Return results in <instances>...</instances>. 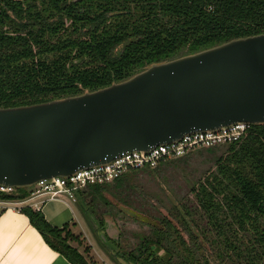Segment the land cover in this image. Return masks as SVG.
<instances>
[{"label":"trees","instance_id":"1","mask_svg":"<svg viewBox=\"0 0 264 264\" xmlns=\"http://www.w3.org/2000/svg\"><path fill=\"white\" fill-rule=\"evenodd\" d=\"M261 31L264 0H0V106L92 90L151 62ZM247 129L190 187L195 204L180 203L188 238L164 216H154L149 235L127 250L126 259L209 264L203 253L207 240L222 264H264V123ZM116 178L115 187L126 182ZM100 184L77 192L91 200L102 196ZM15 191L0 198L20 200L28 194L24 187ZM18 209L50 247L73 264H89L70 243L77 234L50 225L39 209ZM83 210L102 225V216L85 202ZM196 211L207 227L193 220Z\"/></svg>","mask_w":264,"mask_h":264},{"label":"water","instance_id":"2","mask_svg":"<svg viewBox=\"0 0 264 264\" xmlns=\"http://www.w3.org/2000/svg\"><path fill=\"white\" fill-rule=\"evenodd\" d=\"M235 122L264 123V31L151 62L92 90L0 106V185L29 192L40 179ZM86 213L114 248L111 221L99 225Z\"/></svg>","mask_w":264,"mask_h":264},{"label":"rangeland","instance_id":"3","mask_svg":"<svg viewBox=\"0 0 264 264\" xmlns=\"http://www.w3.org/2000/svg\"><path fill=\"white\" fill-rule=\"evenodd\" d=\"M227 144L191 148L181 156L160 160L158 164L161 163V165L156 170L146 169L148 166L145 165L123 170L116 179L126 180L124 184H116L115 187V183L111 181L104 182L100 184L103 186L100 190L102 196L96 194L91 200L85 196L83 202L93 208L96 217L100 215L111 221L113 230H109L115 233L116 238L114 248H108L109 242L105 246L99 240L97 230L88 221H83L81 227L88 228L87 236L99 256L87 254V246H84L82 253L84 252L89 264H128L122 254L133 249L140 242L141 236L149 235L154 216H164L178 225L179 214L176 203L181 200L191 206L195 204L190 187L197 180H202L203 176L213 168L214 159L219 154H224ZM86 185V188L92 190L94 183ZM59 195L71 200L64 192ZM71 201L80 211L78 201ZM193 220L199 227L208 225L198 211L195 212ZM178 228L186 238L187 233L184 227L182 230ZM206 236H208L207 232ZM203 245V253L209 264H222L221 260L214 255L213 245L208 244L207 240L203 241Z\"/></svg>","mask_w":264,"mask_h":264},{"label":"crops","instance_id":"4","mask_svg":"<svg viewBox=\"0 0 264 264\" xmlns=\"http://www.w3.org/2000/svg\"><path fill=\"white\" fill-rule=\"evenodd\" d=\"M41 199L39 210L44 219L56 227L66 226L70 232L77 234V239L71 240V244L76 245L81 252L83 247L87 246V254L98 256L87 236L88 228L82 229L81 224L88 221L94 229L96 228L78 198L75 197L73 201H78L80 211L63 195L47 199H44V195H37L20 200L9 199L10 202L0 204V264H73L50 247L30 223L27 215L18 209L22 205L33 208L32 203Z\"/></svg>","mask_w":264,"mask_h":264},{"label":"built area","instance_id":"5","mask_svg":"<svg viewBox=\"0 0 264 264\" xmlns=\"http://www.w3.org/2000/svg\"><path fill=\"white\" fill-rule=\"evenodd\" d=\"M249 124L235 122L213 130H196L183 134L180 138L161 144H155L146 151H127L113 157L109 162L76 170L67 176H54L50 179H40L35 183L25 197L31 198L44 195V199L56 198L59 193H66L71 200L75 199V191L87 183H104L114 180L126 169L139 166L154 167L164 158L181 156L194 147H210L227 144L244 136ZM13 187L0 185L2 192H11ZM11 201V200H10ZM0 198V204L10 202ZM41 200L34 201L32 206L39 209Z\"/></svg>","mask_w":264,"mask_h":264},{"label":"flooded vegetation","instance_id":"6","mask_svg":"<svg viewBox=\"0 0 264 264\" xmlns=\"http://www.w3.org/2000/svg\"><path fill=\"white\" fill-rule=\"evenodd\" d=\"M150 168V167H149ZM152 168V167H151ZM180 203H186V202H184V201H178V203H176V208H177V212H178V214H179V218H178V225H176V224H174L173 222H171L178 230H179V228L178 227H180V229L182 230V228H183V224L181 223V214L183 213L182 212V209H181V205H180ZM155 217H158V216H155ZM163 217V216H162ZM168 219V218H167ZM169 221H171L170 219H168ZM185 220H187V222L189 223V220H188V218L186 217L185 218ZM102 222H103V220H102ZM102 222H101V224H102ZM191 223V222H190ZM180 225H182V227L180 226ZM180 231V230H179ZM181 233V232H180ZM115 244V243H114ZM126 253H127V251L124 253V254H122L123 255V257H124V259H126ZM126 261L128 262V264L129 263H131V261H129L128 259H126Z\"/></svg>","mask_w":264,"mask_h":264}]
</instances>
